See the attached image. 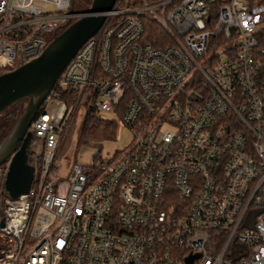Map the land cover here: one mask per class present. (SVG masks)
Returning a JSON list of instances; mask_svg holds the SVG:
<instances>
[{
  "label": "built area",
  "instance_id": "built-area-1",
  "mask_svg": "<svg viewBox=\"0 0 264 264\" xmlns=\"http://www.w3.org/2000/svg\"><path fill=\"white\" fill-rule=\"evenodd\" d=\"M140 1L108 13L124 16L30 122L40 164L0 203V264H264V1ZM69 2L0 0V73L41 53ZM87 103L132 144L56 178L59 129Z\"/></svg>",
  "mask_w": 264,
  "mask_h": 264
},
{
  "label": "water",
  "instance_id": "water-1",
  "mask_svg": "<svg viewBox=\"0 0 264 264\" xmlns=\"http://www.w3.org/2000/svg\"><path fill=\"white\" fill-rule=\"evenodd\" d=\"M115 1L89 0L80 11H73L70 1L60 31L51 34L41 53L0 73V114L9 105L24 100L21 112L0 140V166L6 164L2 180L6 199L14 200L25 194L33 178L34 166L27 161V148L32 140L30 122L76 51L105 24ZM186 262L190 264V258Z\"/></svg>",
  "mask_w": 264,
  "mask_h": 264
},
{
  "label": "rangeland",
  "instance_id": "rangeland-1",
  "mask_svg": "<svg viewBox=\"0 0 264 264\" xmlns=\"http://www.w3.org/2000/svg\"><path fill=\"white\" fill-rule=\"evenodd\" d=\"M72 4L73 11H80L87 7L89 0H70ZM70 4V2H69ZM57 30L55 33L60 31ZM24 104L22 103V106ZM84 107L80 104L77 109L74 111L72 118L69 120V124L66 125L64 131L61 134H58V146L54 155L55 166H51L54 169V176L65 178L68 173L70 166L73 163L88 165L92 162V155L95 153V149L92 147L79 146L75 148V139L78 126L83 117ZM15 120V119H14ZM14 120L10 121L3 116L0 118V140L4 137L7 131L10 129ZM132 144V133L123 126L116 125L114 136L111 139L102 140L99 147V158H109L116 151H123L128 149ZM29 149H32L36 152L42 151L41 143L39 141H33ZM37 163H35L36 165ZM1 166L6 167L2 164ZM6 170V169H5ZM5 172V171H4ZM28 238V236H27ZM36 239H33L35 242Z\"/></svg>",
  "mask_w": 264,
  "mask_h": 264
},
{
  "label": "trees",
  "instance_id": "trees-1",
  "mask_svg": "<svg viewBox=\"0 0 264 264\" xmlns=\"http://www.w3.org/2000/svg\"><path fill=\"white\" fill-rule=\"evenodd\" d=\"M250 2L254 0H248ZM264 1V0H262ZM141 4L140 0H116L113 6V9L116 10H126L132 7H136ZM124 15H114L109 18H106V26L112 24L114 21L120 19ZM159 30V29H158ZM148 39L150 41L151 35H147ZM258 46L264 48V30L260 34V39L258 41ZM71 92L67 89H62L60 94V100L65 104V106H69V104L73 103L72 95H70ZM22 103L24 104V100L17 101L8 107H6L0 114V118L3 116H6V118L10 121L17 118L19 113L22 110ZM69 124V121L67 125ZM64 126L59 129V134H61L64 131ZM115 132V124L113 122H108L105 120H101L95 117L93 114V111L90 106H88V103L85 104V109L83 113V117L81 119V122L78 126L77 132H76V139H75V148H78L79 146H85V147H92L96 151L92 155V162L93 163L98 158L99 153V147L100 142L102 140L111 139L114 136ZM34 141H30L27 148V161L28 163L32 164L34 168L37 170L39 164H40V158H41V151L36 152L32 149H29L30 144ZM35 163H37L35 165ZM90 163V164H91ZM1 169H4V166H0ZM54 168L51 167L50 170H53ZM4 194L2 192V183L0 181V203L2 202L4 198Z\"/></svg>",
  "mask_w": 264,
  "mask_h": 264
}]
</instances>
